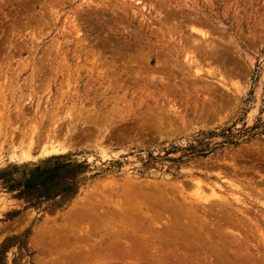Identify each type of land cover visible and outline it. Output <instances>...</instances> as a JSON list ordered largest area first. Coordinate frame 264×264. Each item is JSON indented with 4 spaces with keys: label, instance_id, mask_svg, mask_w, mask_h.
Segmentation results:
<instances>
[{
    "label": "rangeland",
    "instance_id": "rangeland-1",
    "mask_svg": "<svg viewBox=\"0 0 264 264\" xmlns=\"http://www.w3.org/2000/svg\"><path fill=\"white\" fill-rule=\"evenodd\" d=\"M126 199L204 242L97 255L68 213ZM263 236L264 0H0V264H264Z\"/></svg>",
    "mask_w": 264,
    "mask_h": 264
},
{
    "label": "bare ground",
    "instance_id": "bare-ground-1",
    "mask_svg": "<svg viewBox=\"0 0 264 264\" xmlns=\"http://www.w3.org/2000/svg\"><path fill=\"white\" fill-rule=\"evenodd\" d=\"M129 9V8H128ZM189 28V27H188ZM172 37V36H171ZM198 46H200V45H198ZM195 52V51H194ZM200 53V52H199ZM127 54V53H126ZM189 56V55H188ZM84 58V57H83ZM139 58V57H138ZM126 60V59H125ZM203 60V59H202ZM213 61V60H212ZM198 62V61H197ZM212 63V62H211ZM226 64V63H225ZM124 65V64H123ZM172 70V69H171ZM222 71V70H221ZM177 88V87H176ZM173 93V92H172ZM244 185V184H243ZM248 186V185H247ZM202 187V186H201ZM248 191V190H247ZM250 191V190H249ZM254 191V189L252 188V191H250V192H253ZM257 193V192H256ZM231 194V193H230ZM255 194V193H254ZM258 194V193H257ZM161 196V195H160ZM228 196V195H227ZM150 197V196H149ZM199 197V196H198ZM229 197H230V195H229ZM148 198V197H147ZM151 198H154V197H152L151 196ZM150 198V199H151ZM171 198V197H170ZM183 198V197H182ZM225 198V197H224ZM169 199V198H168ZM201 199H202V196H201ZM200 199V200H201ZM230 199V198H229ZM234 199H236V198H234ZM127 200V203L126 204H122V206H121V208L119 207V208H117V209H114V208H112L113 210H111V211H108V212H106V213H104V212H102V211H99L98 212V210H96V211H92V209H93V207L92 206H90V204L89 205H85L84 206V204H83V206L81 207V208H78V209H76V210H74V211H71V212H69L68 213V217H67V219H74L76 222L77 221H80V219L81 220H86V221H88L90 224H89V227H90V231H94L95 233L93 234V232H89V234H88V237L86 236L85 238L86 239H88V240H90L89 238H93V237H99V241L101 242V243H103L104 245H105V247H103V248H99L98 250L99 251H93V249H91V250H89V249H87V250H89V252L91 253H93V252H95L97 255H104V256H108V255H110V256H116V255H118L119 256V254L122 256V255H124V254H122V253H128L127 255H126V257L128 256V257H131V256H129V255H133V254H140L139 256L140 257H142V256H144L143 255V253L145 252V255H146V252H147V255H149V253H152L153 254V252H150L149 250H150V248L152 247H154L155 249L156 248H158V250L160 249L159 247L163 244V248H162V251H159V252H162V253H159V252H157V249H156V251H155V253L157 252V254L159 253L160 255H161V259H162V257L163 256H165L166 254V252H168L167 251V248L165 249L164 248V245L166 244V242H167V245H169V247H170V242H174V243H180V244H186L185 245V250H186V248H188V246H187V244H189L190 245V243H189V241L191 242V241H199L200 242V244H202L203 242H204V240H203V238L205 237L202 233L201 234H199V235H196L195 233H194V231H193V229H194V227L196 228V226H198V224L194 221V219L195 218H193V213H192V209H191V207L189 206V205H185L186 204V201L184 202L185 204V206L183 205V202H182V205L185 207V210L183 211L182 210V205L180 204V203H177V204H179V205H181V206H179V207H177V205L176 206H165V211H164V213L163 212H160L161 214L163 213V214H167V216L168 217H171V219L169 220V218H167V217H165L164 216V218H165V220H166V218H167V220L168 221H166V222H169L168 224H167V228H166V226L165 227H163L162 228V230H164V231H170V230H172V231H170V232H168L169 234H170V236L167 238V236H166V234H164V236H163V238H161L160 236H161V234H157V236H156V233H157V231L154 229V227H153V224L158 220V218H159V216H161V215H153L152 213H149V216L147 217V215L146 214H143L145 211H143V213H142V210L140 211L139 210V207L136 209L135 207L134 208H132V207H128V203L130 204V203H132V202H130V200H128V199H126ZM132 200V199H131ZM145 199H143V201H144ZM157 200H160V202L162 201H164V200H166V198H164V197H162L161 199L160 198H158ZM174 200V199H173ZM173 200H169V201H173ZM177 200V199H176ZM183 200V199H182ZM227 200V199H226ZM155 201H156V199H155ZM147 202H149V201H147ZM157 202V201H156ZM160 202H158V203H160ZM166 202H167V200H166ZM174 203H175V201H173ZM90 203H91V201H90ZM118 203V202H117ZM152 203H154L153 201L150 203L149 202V206H150V208L151 209H153V206H155L154 204H156V203H154V204H152ZM158 203H157V205H158ZM171 203V202H170ZM87 204H88V201H87ZM110 204V203H109ZM119 204V203H118ZM152 204V205H151ZM163 204V203H162ZM161 204V205H162ZM169 204V203H168ZM189 204V203H188ZM197 204V203H196ZM164 205V204H163ZM162 205V206H163ZM190 205H191V203H190ZM193 206H194V203L192 204ZM79 206V205H78ZM112 206V205H111ZM114 206V205H113ZM119 206V205H118ZM130 206V205H129ZM145 206H146V204H145ZM189 206V207H188ZM74 208H76V206L74 207ZM92 208V209H91ZM116 208V207H115ZM146 208V207H145ZM147 208H148V206H147ZM149 208V209H150ZM157 208V207H156ZM193 208V207H192ZM199 208V207H198ZM154 209H155V207H154ZM162 209L164 210V207H162ZM205 209V208H204ZM103 210V209H102ZM152 212H153V210H151ZM183 211V212H182ZM205 211V210H204ZM147 212V214H148V211H146ZM157 212V211H156ZM194 212H196V210L194 211ZM228 212V211H227ZM154 213V212H153ZM157 213H159V212H157ZM159 213V214H160ZM186 213V214H185ZM197 213H199L198 211H197ZM196 213V217H198V214ZM150 214H152V215H150ZM165 214V215H166ZM195 214V213H194ZM202 214V213H201ZM146 215V217L147 218H145L144 216ZM202 216V215H201ZM204 216V215H203ZM206 216V215H205ZM204 216V217H205ZM226 216H228V215H226ZM225 216V219L227 218ZM158 217V218H157ZM146 220H145V219ZM235 218V217H234ZM160 219V218H159ZM163 219V217H161V219L160 220H162ZM199 219V218H198ZM205 219V218H204ZM74 220H73V222H74ZM143 220H145V222H143ZM159 220V221H160ZM164 220V219H163ZM69 221H71V220H69ZM196 221H200V220H196ZM229 221V220H228ZM165 222V223H166ZM201 222H203V220H201ZM75 223V222H74ZM81 223H83V222H81ZM145 223L147 224V226L145 227ZM148 223H152V225L150 226ZM164 223V222H163ZM162 223V224H163ZM70 224V223H69ZM196 224V225H195ZM72 225V224H71ZM75 225V224H74ZM70 226V225H69ZM199 228H200V226H198ZM250 227V226H249ZM87 229V230H88ZM158 229V228H157ZM197 229V228H196ZM259 229V228H258ZM159 230V233H162V232H164V231H161L160 229H158ZM195 230V229H194ZM198 230V229H197ZM257 230V229H256ZM184 231H186L187 233H188V235H185L184 234ZM172 232V233H171ZM199 232V231H198ZM205 232V231H204ZM253 232V231H252ZM251 232V233H252ZM85 233H87V231L85 230ZM79 234V233H78ZM163 234V233H162ZM253 234V233H252ZM160 235V236H159ZM85 236V235H84ZM211 236V235H210ZM254 236V235H253ZM264 237V236H263ZM78 238V237H77ZM211 238V237H210ZM246 238V237H245ZM70 239V238H69ZM205 239V238H204ZM208 239V238H207ZM215 239V238H214ZM225 239V238H224ZM262 239V238H261ZM91 241V240H90ZM182 241H185V242H187V243H185V242H182ZM246 241H247V239H246ZM208 242V240L206 241V243ZM67 243V242H66ZM173 243V244H174ZM206 243H205V245H206ZM263 243V242H262ZM69 244V243H68ZM67 244V245H68ZM90 244V243H89ZM93 244V243H92ZM95 244V243H94ZM119 244L121 245V246H119ZM199 244V243H198ZM59 245V244H58ZM96 245V244H95ZM116 246V248H115V246ZM172 245V244H171ZM69 246V245H68ZM79 246V245H78ZM83 246V245H82ZM92 246V245H91ZM94 246V245H93ZM119 246V247H118ZM179 246V245H178ZM192 244H191V248H192ZM264 246V245H263ZM71 247V246H70ZM176 247V246H175ZM175 247L173 248V249H175ZM196 246H193V248H195ZM182 248V247H181ZM192 248V249H193ZM254 248V247H253ZM260 248H261V246H260ZM264 248V247H263ZM171 249V248H170ZM184 249H181V250H184ZM196 249V248H195ZM128 250V251H127ZM165 250H166V252H165ZM184 250V251H185ZM191 250V249H190ZM190 250H188V251H190ZM197 250V249H196ZM200 250V249H199ZM198 250V251H199ZM229 250V249H228ZM154 251V250H153ZM175 251V250H174ZM174 251H173V253H174ZM176 251H177V248H176ZM175 251V253H177ZM193 251H195V250H193ZM192 251V253H194ZM254 251V250H253ZM258 251V250H257ZM170 252H171V250L169 251V255H170ZM182 252L183 251H181V254H182ZM245 252H246V249H245ZM244 252V253H245ZM259 252V251H258ZM86 253H87V251H86ZM179 253H180V251H179ZM178 253V254H179ZM235 253V252H234ZM247 253V252H246ZM245 253V254H246ZM251 253V252H250ZM80 254V253H79ZM85 254V253H84ZM83 254V255H84ZM158 254V255H159ZM177 254V255H178ZM181 254L179 255V256H181ZM239 254H240V252H239ZM244 254V255H245ZM74 255V254H73ZM93 255H95L94 253H93ZM142 255V256H141ZM158 255H156V257L158 256ZM159 255V256H160ZM172 255V254H171ZM170 255V256H171ZM187 255H189V254H187ZM194 255V254H193ZM237 255V254H236ZM248 255V254H247ZM150 257H148V258H150L151 260H153L154 259V257H152V256H155V255H149ZM167 256V255H166ZM99 257V256H98ZM124 257H125V255H124ZM123 257V258H124ZM138 257V256H137ZM145 257H147V256H145ZM155 257V258H156ZM169 257V256H168ZM167 257V258H168ZM173 257V255L171 256V258ZM176 257V256H175ZM175 257H174V259H175ZM115 258V257H114ZM153 258V259H152ZM164 258V257H163ZM166 258V259H167ZM177 258V257H176ZM185 258V257H184ZM94 259V258H93ZM101 259V258H100ZM117 259H120V258H117ZM126 259V258H125ZM136 259H139V258H136ZM149 259V260H150ZM161 259L159 260V261H161ZM165 258H164V262L166 263L167 261H165L166 260ZM168 259H170V257L168 258ZM167 259V260H168ZM173 259V258H172ZM171 259V260H172ZM173 259V260H174ZM252 259H253V257H252ZM64 260V259H63ZM104 260V259H103ZM108 260V259H107ZM132 260V259H131ZM155 260H157L158 261V258H156ZM154 260V261H155ZM170 260V261H171ZM173 260L171 261V262H173ZM178 260H179V258H178ZM190 260H191V258H190ZM189 260V261H190ZM258 260H260V259H258ZM62 261V260H61ZM76 261V260H75ZM85 261V260H84ZM99 261V260H98ZM97 261V262H98ZM106 261V260H105ZM115 261V260H114ZM144 261V260H143ZM145 261H148L147 259L145 260ZM158 261V262H159ZM169 261V260H168ZM192 261V260H191ZM244 261H246V260H244ZM88 262V261H87ZM89 262H91V261H89ZM95 262V261H94ZM100 262V261H99ZM150 262V261H149ZM153 262V261H152ZM177 262L178 261H176V263H172V264H177ZM73 263V262H72ZM86 263V262H85ZM101 263V262H100ZM108 263V262H107ZM163 263V262H162ZM179 263V262H178ZM247 263V262H246ZM66 264V263H65ZM75 264V263H74ZM77 264V263H76ZM93 264V263H92ZM147 264V263H146ZM149 264V263H148ZM150 264H153V263H150ZM156 264H158V263H156ZM161 264V263H160ZM164 264V263H163ZM181 264H186V262H184V263H182V261H181ZM192 264V263H191ZM194 264H200V261L198 260V259H195V262H194ZM258 264H259V261H258Z\"/></svg>",
    "mask_w": 264,
    "mask_h": 264
}]
</instances>
